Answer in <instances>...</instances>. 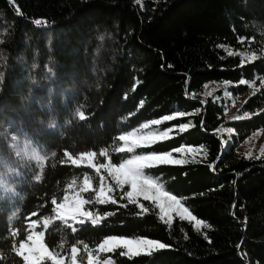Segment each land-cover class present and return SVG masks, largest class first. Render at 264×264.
Instances as JSON below:
<instances>
[{
	"label": "trees",
	"instance_id": "obj_1",
	"mask_svg": "<svg viewBox=\"0 0 264 264\" xmlns=\"http://www.w3.org/2000/svg\"><path fill=\"white\" fill-rule=\"evenodd\" d=\"M36 19L46 23L36 25ZM243 55L257 59L249 62ZM263 78L264 0H0V129L20 134L49 157L39 182L38 163L23 161L11 168L10 183L0 190V237L26 229V217L47 203L31 219L50 217L45 235L50 250L61 251V238L67 237L64 264L71 262L73 243L80 249L78 263L86 261L83 243H88L94 258L113 264H264V154L249 158L237 151L264 129ZM241 79L248 83L239 84ZM215 83H227L233 97L259 84L236 111L250 118L228 120L224 101L203 97L205 87ZM77 109L88 118L81 121ZM178 112L188 115L181 118ZM165 115L176 118L151 124ZM189 122L194 126L181 132L178 126ZM164 131L168 138L135 153L116 151L124 146L121 134ZM105 148L108 155L99 156ZM176 148L194 151L177 153ZM65 149L73 158L95 151L97 165L172 151L175 159L188 162L158 165L145 169V175L210 227L195 228L175 213L169 225L154 203L140 198L149 209L141 213L116 190L110 195L117 204L85 205L94 214H114L97 226L69 221L78 228L73 234L52 219L50 200L59 203L65 191H78L85 173L94 189L100 175L106 184L114 182L105 169L98 175L87 162L61 165ZM82 195L95 199V191ZM42 230L40 223L36 231ZM26 235L0 239V249L8 251L13 239L19 243ZM107 236L153 239L171 248L140 256H122L124 249L98 254Z\"/></svg>",
	"mask_w": 264,
	"mask_h": 264
},
{
	"label": "snow or ice",
	"instance_id": "obj_2",
	"mask_svg": "<svg viewBox=\"0 0 264 264\" xmlns=\"http://www.w3.org/2000/svg\"><path fill=\"white\" fill-rule=\"evenodd\" d=\"M10 2L14 4L15 0H10ZM137 2H139V0H137ZM17 14H19V11ZM34 23L36 25H42L45 24L46 21L42 19H36ZM252 39L254 40V38ZM231 54L232 53H229V55ZM256 59L257 57L252 55L249 58V62H253ZM241 66H243V62ZM238 83L247 84L248 81L241 79ZM262 84H264V81H262ZM77 115L81 121L88 118L81 109H77ZM177 115L182 118L185 115H188V113L178 112ZM245 117L250 118L247 112L243 117L237 116L235 119H242ZM175 118L176 116L173 115H165L161 119L152 120L151 124L159 125L161 124L162 120L171 121ZM190 126L194 125H191L189 122L180 124L178 127L181 132H184L185 130L189 129ZM145 127H148V125H145ZM169 131H164L159 136L150 135L148 137H136L135 133L133 132L121 134L118 136V140L124 142V146L117 148L116 151L119 153H123L125 151L130 154L135 153L137 148L149 146L160 139L168 138ZM13 140H15V137H13ZM23 151L29 159L35 160L38 163L41 174L36 175L35 180L37 182L41 181L43 170L46 166L45 162L49 157L42 155L41 152L36 148H33L31 143L28 141H26L25 149ZM174 151L177 153L184 151L192 152L194 149L188 148L185 150L183 148H176ZM262 152H264V149H262ZM17 154L19 155V151ZM56 155V152H52L50 154L51 157H56ZM107 155V148L99 152V156L101 157ZM63 156L65 159L60 161L61 165L70 163L71 165L79 167L84 162H87V166L95 169V172L98 175L101 173V169H105L107 171V175L111 177V180L114 182V186L113 184H106L104 176L100 175V187L99 190H95L89 174L85 173L83 176V184L74 196L70 197L67 194V191H65L62 202L58 203V200L55 197L50 200V203L53 206L51 212L55 214L52 219L61 221L63 226L70 228L73 234L78 231V228L74 224H70L69 221H73L80 225L90 221L93 226H97L100 225L106 217L114 214L112 212H106L104 215L94 214L92 211H86L85 205L92 203L97 205H106L108 203L117 204V199L113 195H110V193H114L116 190H119L123 193L121 199L126 197L128 204L138 205L141 213H147L149 211V209L145 207L143 203H139V199L141 197L144 201H150L154 203L162 213L160 219L165 220V217H167L165 222L169 225L172 222L171 213H175L180 218V220H194L197 225H202L205 228L210 227V225L206 224L204 221L198 220L192 214V212L189 211V208L185 207L181 198H178L177 195L171 194L168 191H163L162 185H158L153 179L145 175V169H149L158 165H180L188 162L186 159H175L173 157L172 151L164 153L151 152L147 154H133L129 158L124 159L119 163H113L109 161L108 163H99V165L93 163L97 156L95 151H82L80 152L78 158H73V155L67 149H65ZM248 157L251 158V152L248 153ZM53 167H55V164H53ZM210 167L214 169L215 166L210 165ZM75 183L76 181L73 179L71 184H69V187ZM0 187H4L3 179H0ZM125 188L128 190L125 191ZM90 191H95L94 201L81 195V193H89ZM124 206L127 207V204ZM45 207H47V203L39 205L36 211H33L29 214V216L26 217V220L30 221L27 223L26 229L13 230L10 232V234L0 237V239L18 238L22 231H27L26 238L19 239L18 246L15 242V239H13L8 251L0 249V264H9V262L10 264H16L15 257L21 258L23 264H44L45 261H51V264H64V258L61 256V251L63 250L64 245L67 243V237L62 236L61 238V244L59 245L61 251H56L55 249L50 250L48 244L45 242V235L49 227L50 217H44V230L42 231H36V229L40 226V219H31L32 216L39 217L40 209ZM81 217L84 219H80ZM16 218L17 217L14 214L13 217L10 218V223ZM54 230L62 231L63 229L61 228ZM77 243L82 242L78 241ZM169 248H171V245L153 239H130L122 236H107L101 243H99L98 247L96 248V252L98 254L112 253L116 249H125L126 251H121L120 255L140 256L142 254L152 255L154 251ZM83 249L87 251V264H99V260L93 257L91 251H88V243H83ZM79 252L80 249L77 247V244L73 243L70 246L71 264H76ZM103 264H113V261L106 258L104 259Z\"/></svg>",
	"mask_w": 264,
	"mask_h": 264
},
{
	"label": "rangeland",
	"instance_id": "obj_3",
	"mask_svg": "<svg viewBox=\"0 0 264 264\" xmlns=\"http://www.w3.org/2000/svg\"><path fill=\"white\" fill-rule=\"evenodd\" d=\"M235 54H238V53H235ZM243 57L246 60H249L250 58V56H246V55H243ZM262 81H264V78L260 80L259 84H261ZM258 85L249 84L250 92L247 95L233 97V96H230L226 92V87L228 86L227 83H223V84L215 83L212 85H207L205 87L203 97L215 96L214 97L215 100L222 101V102L224 101L227 104L224 109V114L228 120H233L235 119V117L238 116L236 115V111L239 109L245 97L253 93L254 91H256L258 88ZM217 93L220 94L219 97L217 96ZM240 116L243 117L244 114ZM0 128L2 127L0 126ZM221 132L226 135L231 133L229 130H222ZM150 135L151 134L138 135L135 133L136 137H148ZM13 137H15V140H13ZM25 144L26 142L21 138L20 134L10 133L9 131L2 132V129H0V179H3V182H4V187H0L1 191H5L6 190L5 188L7 187L6 184L8 185L10 183V178H11L10 173L12 172L11 168L14 167L15 164L21 163L23 161L37 163L35 160L29 159L28 156L24 154L23 150L25 149ZM262 149H264V129L251 135L243 144H241L237 148V151L244 155H248L249 152H251V155H256V154L261 155V154H264V152H262ZM18 151H19V155L17 154ZM104 172L107 174L106 170H104ZM99 187H100V179L98 180V184L95 190H99ZM7 190L9 189L7 188ZM78 191H75L69 196L70 197L74 196L75 193ZM82 194L84 193H81V195ZM189 221L194 223L195 228H199L202 226V225H197L194 220H189ZM138 239H141V238H138ZM16 244L18 246V243ZM104 259L99 261V264H103ZM76 264H87V259L84 263L76 262Z\"/></svg>",
	"mask_w": 264,
	"mask_h": 264
}]
</instances>
